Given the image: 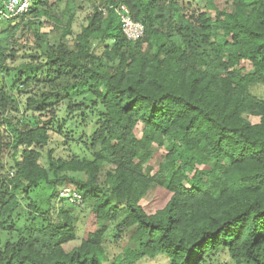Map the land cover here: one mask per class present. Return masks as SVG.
<instances>
[{"label": "trees", "instance_id": "1", "mask_svg": "<svg viewBox=\"0 0 264 264\" xmlns=\"http://www.w3.org/2000/svg\"><path fill=\"white\" fill-rule=\"evenodd\" d=\"M61 1L29 0L26 11L0 16V43L33 45L41 58L11 74L5 69L9 91L22 103L0 93L10 156V175H0V230L17 232L0 241V264H140L157 257L216 264L220 256L264 264V101L250 92L264 81V0H107L75 37L52 14ZM117 4L144 26L139 41L125 38L107 8ZM46 22L59 35L43 47ZM242 63L251 70L243 73ZM37 75L43 89L29 95ZM61 102L66 118L56 122ZM19 103L32 126L11 123L8 109ZM53 127L80 159L55 160L49 149L40 162ZM153 147L165 148L155 169ZM67 182L83 207L91 203L99 226L70 251L64 246L76 240L74 221L53 203L56 185ZM152 184L170 197L149 215L140 202ZM41 185L51 191L43 212L31 199ZM22 202L44 220L27 233L7 221L14 214L19 220ZM107 223L115 224L112 240L120 247L111 259Z\"/></svg>", "mask_w": 264, "mask_h": 264}, {"label": "rangeland", "instance_id": "2", "mask_svg": "<svg viewBox=\"0 0 264 264\" xmlns=\"http://www.w3.org/2000/svg\"><path fill=\"white\" fill-rule=\"evenodd\" d=\"M28 0H25L27 2ZM52 2L55 0H51ZM107 0H70L68 8L66 6V0H62L61 2L57 3L56 6L53 8L52 14L58 18L59 20V27L62 29H70L72 32V37H75L79 34L81 28L86 25L87 18L92 15L94 7H103ZM220 3V4H219ZM217 6L225 7V5L219 2ZM200 9H204V2H199ZM51 23H44L43 29L40 32L47 33L46 36L41 38L42 42L41 45L43 47L46 46V40L50 39L51 41L56 40L54 35H59V31H56L54 26ZM59 30V29H58ZM42 33V34H44ZM49 34V35H48ZM70 38V37H69ZM69 38L65 39V42L69 40ZM13 40V38H12ZM15 41V40H14ZM54 42V41H53ZM37 47L30 46H22L18 45L12 41H3L0 43V58L3 57V60L0 61V93L1 92H8L10 96L14 97L16 101L23 102V98L21 96L16 95L17 91H9V82L8 77L6 78L5 69L8 70V73H12L14 69L19 67L22 64L29 63V64H36L41 61L40 52L36 49ZM41 50V49H40ZM239 68H242L243 73H247L251 70V67L248 63H242ZM35 84H31L28 86L25 91L27 94L37 93L43 89V85L40 81L44 80L43 75H37ZM19 91L22 88L18 89ZM250 92L253 96L261 99L264 101V81H259L258 83L254 84L250 88ZM20 95V94H19ZM72 98V97H71ZM73 99V98H72ZM73 100H80V97L74 98ZM21 103L18 105V110H9L8 115H11V123L16 125L17 127H24L25 125H33L34 118L28 115H24L22 109L20 108ZM66 111H65V104L61 102L57 109H56V122L62 121L66 118ZM5 118V115H0V134L3 135L0 138V175L6 176L9 174V166H10V156L8 155L9 149L7 148L6 143L8 142V138L5 135L4 130V123L1 122ZM253 122L255 120H252ZM55 122V123H56ZM71 125L70 123H68ZM68 124L64 125V131L61 130V133L65 135L66 131L68 130ZM58 128H54L50 132V144L48 147L44 148L41 152L42 159L41 163L45 164L46 162V153L50 149L52 151V158L53 159H62L67 160L69 159L70 155H74L76 158L80 159L83 156L76 148V146L72 143L71 145H66L63 139L62 134L56 132ZM139 130V127L138 129ZM67 135V134H66ZM153 157L149 162V166L152 169L157 167V164L163 160V156L165 154V148H152ZM90 153H87L89 156ZM109 168L103 167L102 170H107ZM71 177L75 178H84L83 174L80 173H67ZM10 175V174H9ZM63 173H60L58 177H62ZM57 180V179H56ZM104 180L103 175H100V182ZM65 186L74 187L70 183H63L57 184L55 188V192L60 191L61 188ZM50 188H47L44 185H41L38 191L31 194V199L36 204L37 208L40 211H46L47 208V199L50 196ZM169 193L163 189L162 187L158 186L157 184H152L148 189L147 193L141 200V206L143 210L149 214L153 215L157 211L163 209L166 203L169 200ZM54 205L56 206L55 211L57 208L64 207L65 210L70 214L74 221V225L76 227V240L70 243L65 244L64 248L66 251H70L71 249L79 246L81 240L86 239L87 235L95 230L99 229V226L95 220V217L90 209L91 203L87 202L85 207H78L73 206L64 200H55L53 201ZM19 212V220L17 216L14 214L12 215L7 221L8 225H12L15 230L19 232L27 233L35 226L43 225L44 220L40 217V215L36 214L32 210L27 209V204L22 202L21 207L18 209ZM34 219L35 222H32ZM107 231L105 233V240H106V253L108 257L111 259L116 254L120 253V247L116 244H113L112 236L115 234V224L114 223H107ZM26 229V231H25ZM17 236V232H7L6 230H0V241L3 242L8 238H15ZM140 264H167V262L162 257H157L155 259H146L145 261L141 262ZM216 264H235L234 262L230 261L226 256H220L217 260ZM244 264V263H243Z\"/></svg>", "mask_w": 264, "mask_h": 264}, {"label": "built area", "instance_id": "3", "mask_svg": "<svg viewBox=\"0 0 264 264\" xmlns=\"http://www.w3.org/2000/svg\"><path fill=\"white\" fill-rule=\"evenodd\" d=\"M28 2L25 0H7L5 4V11L0 12V16L11 18L17 14L26 11ZM107 8L113 9L119 19L121 31L128 41H139L144 36V26L140 22H135L130 16L128 8L123 4H117L114 7L110 5ZM57 200H64L65 202L82 207L84 205L81 194L75 187L65 186L60 189L57 195Z\"/></svg>", "mask_w": 264, "mask_h": 264}]
</instances>
